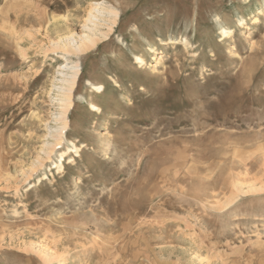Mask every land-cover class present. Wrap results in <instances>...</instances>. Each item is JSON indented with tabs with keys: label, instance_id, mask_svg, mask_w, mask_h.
Returning a JSON list of instances; mask_svg holds the SVG:
<instances>
[{
	"label": "rangeland",
	"instance_id": "rangeland-1",
	"mask_svg": "<svg viewBox=\"0 0 264 264\" xmlns=\"http://www.w3.org/2000/svg\"><path fill=\"white\" fill-rule=\"evenodd\" d=\"M97 1L0 0V264H264V0Z\"/></svg>",
	"mask_w": 264,
	"mask_h": 264
},
{
	"label": "bare ground",
	"instance_id": "bare-ground-1",
	"mask_svg": "<svg viewBox=\"0 0 264 264\" xmlns=\"http://www.w3.org/2000/svg\"><path fill=\"white\" fill-rule=\"evenodd\" d=\"M117 9L112 3L106 0L93 2L87 12L86 19L83 20L84 33L80 35L76 32L68 31L65 37L60 38L59 41L54 44V48L61 50L66 55L75 56L80 59L82 54L98 45V43L107 36V33L103 32L102 28H107L109 32L113 31L120 17ZM57 21L58 19H53L54 23H57ZM221 33L223 36H227L229 32L224 29ZM186 45L188 46L187 42ZM137 61L140 64L145 63L142 57H137ZM80 71L81 68L79 63L71 62V60L70 63L67 62L66 65H62L58 69L60 78L55 79L56 84H54V90H52L54 91L52 92L54 95L51 97V101L55 106V114L52 115L55 127L50 128L49 131V137L51 138L57 136L56 134L62 135L66 125L68 126L66 115L72 104L71 98L79 79ZM95 89L101 90L103 86L95 87ZM93 107L96 108V106ZM46 145L48 147L54 144L47 143ZM73 148L75 151H78L76 146L73 145ZM49 153L50 152H47V154ZM65 155L66 153L61 157ZM61 264L66 263L63 262Z\"/></svg>",
	"mask_w": 264,
	"mask_h": 264
}]
</instances>
